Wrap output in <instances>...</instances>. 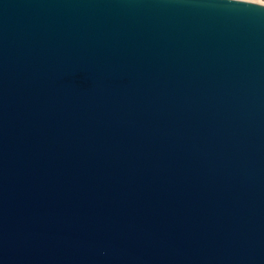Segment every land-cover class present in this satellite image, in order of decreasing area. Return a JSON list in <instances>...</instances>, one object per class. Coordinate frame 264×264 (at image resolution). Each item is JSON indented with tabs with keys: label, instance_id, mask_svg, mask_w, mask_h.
I'll list each match as a JSON object with an SVG mask.
<instances>
[{
	"label": "water",
	"instance_id": "obj_1",
	"mask_svg": "<svg viewBox=\"0 0 264 264\" xmlns=\"http://www.w3.org/2000/svg\"><path fill=\"white\" fill-rule=\"evenodd\" d=\"M0 264H264V5L0 0Z\"/></svg>",
	"mask_w": 264,
	"mask_h": 264
},
{
	"label": "built area",
	"instance_id": "obj_2",
	"mask_svg": "<svg viewBox=\"0 0 264 264\" xmlns=\"http://www.w3.org/2000/svg\"><path fill=\"white\" fill-rule=\"evenodd\" d=\"M241 1L253 2V3L264 5V0H241Z\"/></svg>",
	"mask_w": 264,
	"mask_h": 264
}]
</instances>
